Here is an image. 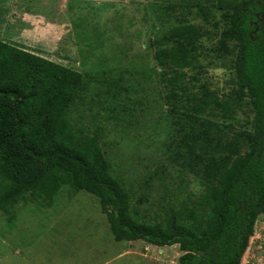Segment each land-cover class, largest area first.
Instances as JSON below:
<instances>
[{
	"label": "trees",
	"instance_id": "trees-1",
	"mask_svg": "<svg viewBox=\"0 0 264 264\" xmlns=\"http://www.w3.org/2000/svg\"><path fill=\"white\" fill-rule=\"evenodd\" d=\"M212 4L196 3V12L187 8L202 25L183 22L148 46L159 76L178 73L165 79L184 97L174 94L166 105L183 139L179 147L196 163L192 173L199 195L190 190L180 202L181 196L173 194L175 199L168 203L177 202L178 208L164 206L149 216L142 210L147 195L138 196L114 171L100 135L75 129L71 110L77 103L85 104L87 94L114 100L122 92L137 94L145 73L134 70L128 80L125 73L115 76L111 69L101 78L0 39V212L12 221L11 209L28 197L51 207L69 186L73 193L86 191L99 198L116 241L178 245L183 252L178 264H242L264 214V0ZM210 38L216 40L211 52L233 60V88L224 98L207 84L191 83L192 91L185 81V70L206 68L201 44ZM93 82L101 88H92ZM133 102L145 104L142 99ZM245 106L253 114L251 131L228 123ZM113 111L106 121H125L121 114L130 112L126 105ZM145 175L144 182L157 178L167 188L163 169ZM178 190L183 193L186 188Z\"/></svg>",
	"mask_w": 264,
	"mask_h": 264
},
{
	"label": "rangeland",
	"instance_id": "rangeland-1",
	"mask_svg": "<svg viewBox=\"0 0 264 264\" xmlns=\"http://www.w3.org/2000/svg\"><path fill=\"white\" fill-rule=\"evenodd\" d=\"M214 1L218 0H0L1 40L101 78L109 76L111 69L115 76L125 73L128 80L134 70L147 75L141 78V91L122 92L119 100L90 92L85 104L72 108L70 117L76 130L100 135L114 171L138 196L147 195L142 210L149 216L162 212L164 206L178 208L177 202L168 203L170 198L181 196V202L190 190L197 196L201 188L192 173L196 163L179 147L183 139L166 105L173 102L174 94L184 97L182 90L165 79L178 73L159 76L153 69L154 51L148 46L183 22L202 25L187 8L196 12V3L212 7ZM33 34L45 40H37ZM47 42L51 48L42 49ZM201 45L200 59L206 68L185 70L187 87L194 91L191 83L207 84L224 98L233 88V60L210 51L216 46L214 39H203ZM195 75L199 80H194ZM92 84L94 89L101 88L97 82ZM138 99L145 104L131 103ZM121 105L130 111L121 114L125 121L104 119ZM252 121L251 108L245 106L228 123L251 131ZM157 168L166 172L167 188L157 178L144 182L145 174ZM149 183V187L145 185ZM181 187L185 192L178 190ZM11 210L12 221L0 212V264H178L183 254L178 245L116 241L99 198L86 191L73 193L69 186L57 194L51 207L28 197ZM255 228L242 264H264V214Z\"/></svg>",
	"mask_w": 264,
	"mask_h": 264
},
{
	"label": "crops",
	"instance_id": "crops-1",
	"mask_svg": "<svg viewBox=\"0 0 264 264\" xmlns=\"http://www.w3.org/2000/svg\"><path fill=\"white\" fill-rule=\"evenodd\" d=\"M39 17L43 19V17H41V16H39ZM49 23H51V22H49ZM33 35L36 37L37 40H42V41L45 40V39H43V38L40 36V34H33ZM46 40H47V39H46ZM45 43H46V42H44V45H45ZM37 44H39V43L37 42ZM44 45H43V48H42V49H44V48H46V49H50V48H51V45H50L49 42H47V45H46V46H44Z\"/></svg>",
	"mask_w": 264,
	"mask_h": 264
}]
</instances>
